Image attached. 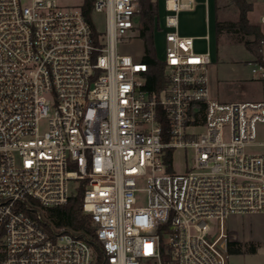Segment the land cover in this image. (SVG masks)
Instances as JSON below:
<instances>
[{"label": "built area", "instance_id": "2783aa9c", "mask_svg": "<svg viewBox=\"0 0 264 264\" xmlns=\"http://www.w3.org/2000/svg\"><path fill=\"white\" fill-rule=\"evenodd\" d=\"M140 1L0 0V264H228L225 219L264 213V55L247 64L259 101L213 98L209 50L178 32L196 0H163L150 91L144 55L119 50ZM79 190L93 242L44 222Z\"/></svg>", "mask_w": 264, "mask_h": 264}, {"label": "rangeland", "instance_id": "374dc122", "mask_svg": "<svg viewBox=\"0 0 264 264\" xmlns=\"http://www.w3.org/2000/svg\"><path fill=\"white\" fill-rule=\"evenodd\" d=\"M81 0H56L62 8L76 7ZM159 1L160 20L163 17V0ZM205 1V0H197ZM251 6V11L247 14L249 23L259 26L264 39V26L259 24V18L264 15V0H245ZM210 7L213 9L214 2L209 0ZM216 8V7H215ZM209 10V13H210ZM216 18L221 23H234L237 21L238 12L231 0H218L217 9H215ZM185 16L187 24L194 22L193 27L198 33L202 32V20L200 17V8L196 9L191 21L188 14ZM91 21L94 28L99 33L105 32V18L103 13H92ZM213 22V21H212ZM213 27V26H212ZM214 32V27H213ZM203 33V32H202ZM252 41L250 36L241 37L238 34H230L222 31L218 36L213 33L212 41L207 43L209 51L214 59L208 68L209 92L217 96L221 102H240V101H259L263 94V87L251 74V67L247 64L252 62L254 56L244 47L243 41ZM154 46L156 56L159 60L164 57V40L157 30L154 34ZM259 49L264 55V50ZM120 53L129 54L140 58L144 55V47L141 39L133 40L126 45L119 46ZM264 140V135H262ZM190 152L186 153L187 159L183 160V151L176 150L174 153V170L176 173L183 171V162L190 165ZM143 187V186H142ZM145 202V196L142 194L139 203ZM225 229L230 237H235L242 245V251L238 254L229 255L228 264H264V213L263 214H245L231 215L225 219ZM254 247L255 251L249 248Z\"/></svg>", "mask_w": 264, "mask_h": 264}, {"label": "trees", "instance_id": "16d2710c", "mask_svg": "<svg viewBox=\"0 0 264 264\" xmlns=\"http://www.w3.org/2000/svg\"><path fill=\"white\" fill-rule=\"evenodd\" d=\"M215 0V9H217ZM235 6L238 15L237 21L234 23H221L215 19L214 30L215 36H218L222 31H227L230 34H238L241 37L250 36L253 40L243 41L245 49L256 58L261 60L262 52L259 49L260 41L263 39V34L259 26L249 23L247 14L251 11V6L245 0H231ZM158 13V5L152 0H141L139 11V38L144 47L143 62L148 66L149 73L147 75L146 89L157 91L160 88L159 83L163 80V67L157 59L154 46V28L155 17ZM85 16L90 19L89 8L84 9ZM169 156L171 151L168 152ZM44 222L46 225L52 226L54 229L72 234L78 237H86L93 242V224L89 215L82 211V191L72 194L67 202L61 206L47 208L44 211ZM250 251H255L254 247L249 248ZM242 251V245L236 241H230L227 244V252L229 255L238 254ZM167 261V260H166Z\"/></svg>", "mask_w": 264, "mask_h": 264}, {"label": "crops", "instance_id": "0c3cea01", "mask_svg": "<svg viewBox=\"0 0 264 264\" xmlns=\"http://www.w3.org/2000/svg\"><path fill=\"white\" fill-rule=\"evenodd\" d=\"M214 2V7L213 9H209L210 7V3L208 0V4H207V8L204 5V1H197L196 0V7L193 11L190 12H181L179 14V28H178V32L181 36H186V37H193L194 40V48L197 52H205L208 47H207V43L209 41H212L213 38V33L215 34V30L213 32V27H214V23H215V19H216V12H215V0H213ZM200 8V19L202 20V32L198 33L195 30V27H193L194 22L192 21V23L190 22V24H187V22H185V14H188L190 17H188V20L191 21V19L193 18V16H196V9ZM210 10V13H209ZM213 21V22H212ZM213 26V27H212ZM207 38V39H206ZM209 50V49H208ZM210 52V51H209ZM210 58H211V62L214 60L212 58V53L210 52ZM209 68V67H208ZM263 87V86H262ZM213 98L217 99V96L210 94ZM218 100V99H217ZM234 102V101H232ZM228 233V232H227ZM230 237V234H228ZM230 241H236L235 237H230Z\"/></svg>", "mask_w": 264, "mask_h": 264}]
</instances>
